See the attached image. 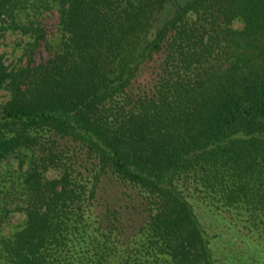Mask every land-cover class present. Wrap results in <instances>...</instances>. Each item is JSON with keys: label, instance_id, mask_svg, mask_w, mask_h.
<instances>
[{"label": "trees", "instance_id": "obj_1", "mask_svg": "<svg viewBox=\"0 0 264 264\" xmlns=\"http://www.w3.org/2000/svg\"><path fill=\"white\" fill-rule=\"evenodd\" d=\"M7 36L0 264H264V0H0Z\"/></svg>", "mask_w": 264, "mask_h": 264}, {"label": "rangeland", "instance_id": "obj_2", "mask_svg": "<svg viewBox=\"0 0 264 264\" xmlns=\"http://www.w3.org/2000/svg\"><path fill=\"white\" fill-rule=\"evenodd\" d=\"M10 41H13L12 38L10 36H7L5 38V40L2 43H0V51L2 49H6L8 51L10 49V47H9ZM9 56H10V54H9V52H7L5 55V58L9 57Z\"/></svg>", "mask_w": 264, "mask_h": 264}]
</instances>
